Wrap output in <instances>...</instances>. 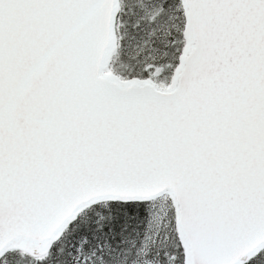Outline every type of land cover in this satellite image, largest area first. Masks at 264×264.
Listing matches in <instances>:
<instances>
[{
  "label": "snow or ice",
  "instance_id": "6c2138e0",
  "mask_svg": "<svg viewBox=\"0 0 264 264\" xmlns=\"http://www.w3.org/2000/svg\"><path fill=\"white\" fill-rule=\"evenodd\" d=\"M0 264H264V0H0Z\"/></svg>",
  "mask_w": 264,
  "mask_h": 264
}]
</instances>
